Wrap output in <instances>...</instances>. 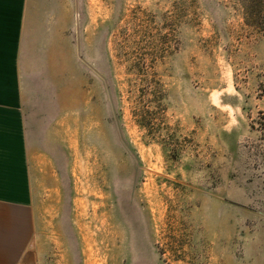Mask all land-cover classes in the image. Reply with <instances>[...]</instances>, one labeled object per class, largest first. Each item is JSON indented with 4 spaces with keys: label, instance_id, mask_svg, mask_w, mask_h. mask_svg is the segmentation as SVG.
I'll use <instances>...</instances> for the list:
<instances>
[{
    "label": "rangeland",
    "instance_id": "374dc122",
    "mask_svg": "<svg viewBox=\"0 0 264 264\" xmlns=\"http://www.w3.org/2000/svg\"><path fill=\"white\" fill-rule=\"evenodd\" d=\"M27 2L38 264H264V28L233 0Z\"/></svg>",
    "mask_w": 264,
    "mask_h": 264
},
{
    "label": "crops",
    "instance_id": "0c3cea01",
    "mask_svg": "<svg viewBox=\"0 0 264 264\" xmlns=\"http://www.w3.org/2000/svg\"><path fill=\"white\" fill-rule=\"evenodd\" d=\"M27 0H0V264H38L33 175L43 162L27 139L21 61Z\"/></svg>",
    "mask_w": 264,
    "mask_h": 264
},
{
    "label": "trees",
    "instance_id": "16d2710c",
    "mask_svg": "<svg viewBox=\"0 0 264 264\" xmlns=\"http://www.w3.org/2000/svg\"><path fill=\"white\" fill-rule=\"evenodd\" d=\"M241 7L247 24L264 28V0H233ZM135 75H141V86L138 88L135 105L132 110L138 117L139 124L151 132L155 128L157 109H164V89L160 80H151L152 66L146 59L133 63Z\"/></svg>",
    "mask_w": 264,
    "mask_h": 264
}]
</instances>
